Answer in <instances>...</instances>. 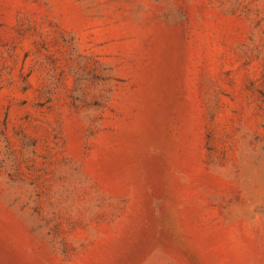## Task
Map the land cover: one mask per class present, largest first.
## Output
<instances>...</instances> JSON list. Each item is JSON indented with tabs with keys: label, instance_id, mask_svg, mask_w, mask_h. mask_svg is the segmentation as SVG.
I'll return each instance as SVG.
<instances>
[{
	"label": "rangeland",
	"instance_id": "rangeland-1",
	"mask_svg": "<svg viewBox=\"0 0 264 264\" xmlns=\"http://www.w3.org/2000/svg\"><path fill=\"white\" fill-rule=\"evenodd\" d=\"M0 264H264V0H0Z\"/></svg>",
	"mask_w": 264,
	"mask_h": 264
}]
</instances>
